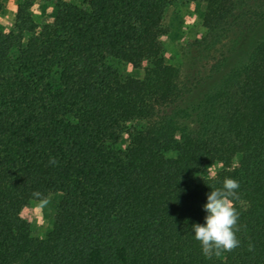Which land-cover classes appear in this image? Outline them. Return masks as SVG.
<instances>
[{
    "label": "trees",
    "instance_id": "obj_1",
    "mask_svg": "<svg viewBox=\"0 0 264 264\" xmlns=\"http://www.w3.org/2000/svg\"><path fill=\"white\" fill-rule=\"evenodd\" d=\"M36 1L0 32V264H218L192 226L225 178L246 228L222 254L264 264V0H199L204 32L174 65L161 42L174 0H48L42 26ZM34 191L59 197L40 238L20 216Z\"/></svg>",
    "mask_w": 264,
    "mask_h": 264
},
{
    "label": "rangeland",
    "instance_id": "obj_2",
    "mask_svg": "<svg viewBox=\"0 0 264 264\" xmlns=\"http://www.w3.org/2000/svg\"><path fill=\"white\" fill-rule=\"evenodd\" d=\"M68 3L80 5L85 0H64ZM20 0H8L2 12L0 13V32L15 33V14ZM55 7L48 0H37L30 9L33 20L39 26L49 23L52 20ZM205 13V4L199 0H174L173 4L167 8L162 22L161 42L163 45V59L167 64H176L178 60L177 48L180 44L190 40L199 38L204 28L202 25L203 16ZM110 64L125 74L142 79L144 76L146 65H142L139 69H134L129 65L120 64L111 61ZM128 135H124L120 146L127 147ZM246 152L242 150L234 160V165H237L241 154ZM173 157L174 154H168ZM212 165L205 167L200 174L202 178L207 177V169ZM221 165H215L216 173L221 171ZM48 203L41 206L39 202L25 200L22 202L20 212L21 218L30 224L31 235L35 238L42 237L51 227L53 217L57 210L59 197L50 195ZM239 211V208H237ZM232 258L222 254L218 256V264H231Z\"/></svg>",
    "mask_w": 264,
    "mask_h": 264
},
{
    "label": "clouds",
    "instance_id": "obj_3",
    "mask_svg": "<svg viewBox=\"0 0 264 264\" xmlns=\"http://www.w3.org/2000/svg\"><path fill=\"white\" fill-rule=\"evenodd\" d=\"M58 163L55 157L49 158L50 166H58ZM206 175L209 179L216 177L215 163L207 169ZM209 186L212 191L207 194V203L203 205L207 213L205 223L194 224L192 230L195 239L200 242L203 255L211 259L213 255L220 256L222 252H232L238 248L241 242L237 238V233L246 226L238 223L240 213L234 206V201L239 200L237 191L240 187L239 182L232 178H225L222 187ZM32 196L41 206L48 203L47 197L39 191H34ZM248 250L254 251V245L249 243Z\"/></svg>",
    "mask_w": 264,
    "mask_h": 264
}]
</instances>
